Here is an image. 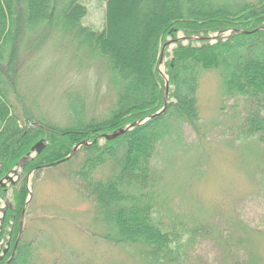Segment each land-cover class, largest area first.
I'll use <instances>...</instances> for the list:
<instances>
[{"label":"trees","instance_id":"16d2710c","mask_svg":"<svg viewBox=\"0 0 264 264\" xmlns=\"http://www.w3.org/2000/svg\"><path fill=\"white\" fill-rule=\"evenodd\" d=\"M57 1L0 0V180L19 169L18 180L10 186L14 205L3 209L1 218L0 239L6 233L11 248L0 264H6L18 234L16 216L29 194L28 175L61 160L52 166L70 165L66 177L77 180L74 189L93 203V215L104 227V241L134 249L145 264H185V241L204 232L207 224L201 217L184 223L170 216L167 206L162 213L158 148L170 146L168 141H181L184 124L194 131L201 127L199 80L204 72L218 70L222 98L248 103L238 132L242 141L249 140L243 149L260 158L264 166V29H258L264 26V0H99L104 3L100 31L82 23L87 13L82 0H66L62 6ZM57 26L80 36L90 53L105 59L109 78L111 74L112 102L106 111L90 119L82 101L70 102L71 121L64 127L34 117L25 107L19 116L11 104L17 93L15 68L23 38L32 32L42 42L48 30ZM226 30H231L230 35L217 37L213 43L207 38ZM178 32L187 42L178 41L171 53H164L168 58L164 62L169 88L166 108L113 140L93 142L103 133L142 121L163 108L159 55L166 39L174 40ZM40 139L45 147L32 156L31 149ZM85 140L90 144L81 145L64 160ZM5 189L0 185V195ZM240 230L242 235L236 239L226 237L221 252L234 243H238L234 251H243L241 244L252 241L250 233ZM23 234L24 230L7 264L39 262V247ZM255 260L253 252L227 262L254 264Z\"/></svg>","mask_w":264,"mask_h":264},{"label":"rangeland","instance_id":"374dc122","mask_svg":"<svg viewBox=\"0 0 264 264\" xmlns=\"http://www.w3.org/2000/svg\"><path fill=\"white\" fill-rule=\"evenodd\" d=\"M65 2L58 0L57 6ZM82 3L87 8L82 23L100 31L104 3ZM48 32L42 42H37L32 32L22 40L20 62L15 68L17 93L11 97L15 113L23 116L25 107L34 117L64 127L71 121L70 102L82 101L90 119L102 115L112 102L111 74L109 78L105 59L90 53L80 36H72L61 26ZM215 35L210 33L207 37L213 42ZM182 37L178 32L177 38L185 44L187 40ZM175 45L169 42L165 52L171 53ZM167 59L163 56L157 66L161 77ZM221 92L219 71L204 72L197 90L201 127L194 131L184 124L178 147H174V141H168L170 146L158 148L156 160L163 176L158 177L157 188L164 197L162 213L167 206L169 215L184 223L201 217L207 224L204 232L185 241V264H228L229 260H240L253 252L254 264H264V166L260 158L243 149L249 140L242 141L238 132L249 106L243 99L236 104L234 97L222 98ZM68 168L69 164L62 163L57 167L44 166L29 175L30 193L16 216V226L21 224L22 237L39 247L37 264H145L134 249L102 239L104 227L100 218L93 215V203L74 189L78 181L66 177ZM11 179L18 180V176L11 174ZM5 188L0 195V218L5 205L15 202L7 180ZM240 227L250 233L252 241L241 244L243 251H234L238 247L234 243V247L227 246L221 252L226 237L236 239L242 235ZM9 241L4 233L0 239L1 258L7 253L2 254L3 249L11 248ZM218 241L222 246L217 245ZM15 244L17 240L13 247Z\"/></svg>","mask_w":264,"mask_h":264},{"label":"water","instance_id":"95a60500","mask_svg":"<svg viewBox=\"0 0 264 264\" xmlns=\"http://www.w3.org/2000/svg\"><path fill=\"white\" fill-rule=\"evenodd\" d=\"M258 29H264V26H261V27H259ZM258 29H257V30H258ZM238 32L248 33V32H246V31H238ZM168 44H169V43L166 42V43H164L163 46H162V52H161V55H160V63H161L162 58H163V50H164V48H165ZM164 86H165V88H164V95H163V101H164V104H163V109H161L159 112H161L162 110H164V109L166 108V106H167V98H168V84H167V79H165V84H164ZM159 112H158V113H159ZM152 116H153V115H150V116H148L147 118H150V117H152ZM139 123H140V122L132 123L130 127H132V126H136V125H138ZM128 128H129V127H128ZM125 130H126V129H119V130H117V131H114V132L111 133V134H103L102 137H104L106 140H112V139L116 138L117 136H119L120 134L124 133ZM95 140H96V139H95ZM81 144H82V145H85V144H87V142H86V141H83ZM44 146H45V144L43 143L42 140H40V141H38V142L33 146L32 149H33L36 153H40V152L42 151V149L44 148ZM77 148H78V146L74 147V148L72 149V151L70 152V154L68 155V157L72 156V155L76 152ZM68 157H66V158H68ZM66 158H65V159H66ZM53 164H55V163H50V165H53ZM19 226H20V228H19V232H18V237H19V235H20V233H21V226H22V225L20 224ZM18 237H17V240L19 239ZM15 247H16V244L14 245V247H13V249H12L11 258L13 257Z\"/></svg>","mask_w":264,"mask_h":264}]
</instances>
